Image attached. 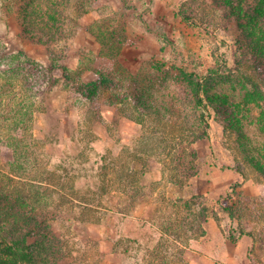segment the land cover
<instances>
[{"label":"rangeland","instance_id":"1","mask_svg":"<svg viewBox=\"0 0 264 264\" xmlns=\"http://www.w3.org/2000/svg\"><path fill=\"white\" fill-rule=\"evenodd\" d=\"M29 1L39 0H0V60L11 67L3 79L27 101L16 111L33 115L11 128L43 141L49 170L64 163L92 177L115 162L120 178L134 175L135 201L118 200L133 211L122 264H157L162 234L161 264H264V0H40L53 28L27 25ZM24 66L30 79L18 82ZM103 80L100 96L84 102L82 86ZM199 82L209 128L188 145L203 129ZM64 230L74 255L88 244L84 264H107L101 227Z\"/></svg>","mask_w":264,"mask_h":264},{"label":"trees","instance_id":"2","mask_svg":"<svg viewBox=\"0 0 264 264\" xmlns=\"http://www.w3.org/2000/svg\"><path fill=\"white\" fill-rule=\"evenodd\" d=\"M28 3L33 13H26L27 18L31 19L27 25L36 28L38 25L46 24L47 28H53L51 23L54 20L47 15L46 10H43L40 0ZM36 7L43 11L39 13ZM258 52L260 53L258 57L264 58V52L261 50ZM8 59L5 57L0 60L2 61L0 74L3 75L0 76L2 82L0 85V138L23 139L5 146L0 145L1 156L6 157V154L11 153L10 159H12H7V167H0V264H84L90 257L86 252L88 244H84L85 249L82 253L74 255L70 238L66 236L64 230L67 225L71 228L79 225L101 227L103 234L98 243H108L111 248L106 257V263L122 264L126 255L120 252L123 242L121 230L124 222L127 225L132 224L133 211L121 209L118 200L121 195H128V202L133 204L137 197V179L132 174L120 178L119 167L115 162H112L111 173H108L105 167H101L100 171L99 168L97 169L96 175L83 178L72 175L70 173L72 166L69 167L64 163L55 164V171L47 169V165L43 162L44 154L39 148L40 142L43 143V141H37L28 128L21 127L23 130L21 136L11 128L12 124L15 128L21 121H31L33 115L16 111L17 108L27 106V101L23 100L25 98L21 95L22 91L15 92L17 84H12L13 87H11V84H6L3 79L4 75L8 74L6 69L11 68ZM26 70L24 66L21 72L17 73L18 82L19 79H30L29 72ZM44 84L41 100L45 104L42 109L45 114L52 105L49 98L51 89L46 83ZM105 84L104 80L84 84L81 91L83 101L94 102L100 96ZM7 87L12 90L13 96L10 97ZM204 92L205 86L199 82L194 98L196 105L204 112L202 113L203 129L200 137L194 139L192 136L188 145H193L195 141L207 137L209 124L206 114L210 107L205 103ZM56 137L57 134H55ZM27 138H30V141H27ZM81 169L87 170L84 166ZM190 232L197 235L198 226L191 228ZM181 234L183 232L176 233L177 239L186 237ZM162 236L164 237L159 238L157 242V248L153 250L161 254L157 264H161L160 262L164 259L161 246L166 242V235L162 234ZM237 240L238 238L231 235L232 243H236ZM134 244H137L136 239L129 236L125 252L132 254ZM78 247H80L79 244ZM147 251L145 256L150 258L153 252H149V249ZM131 256L136 258L135 255H129V258ZM136 263L137 259L129 264ZM95 264L103 263L98 257Z\"/></svg>","mask_w":264,"mask_h":264}]
</instances>
